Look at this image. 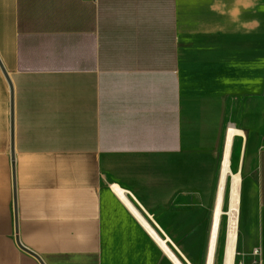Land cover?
Listing matches in <instances>:
<instances>
[{
  "label": "crops",
  "instance_id": "obj_1",
  "mask_svg": "<svg viewBox=\"0 0 264 264\" xmlns=\"http://www.w3.org/2000/svg\"><path fill=\"white\" fill-rule=\"evenodd\" d=\"M231 129L264 264V0H0V264H220Z\"/></svg>",
  "mask_w": 264,
  "mask_h": 264
},
{
  "label": "bare ground",
  "instance_id": "obj_2",
  "mask_svg": "<svg viewBox=\"0 0 264 264\" xmlns=\"http://www.w3.org/2000/svg\"><path fill=\"white\" fill-rule=\"evenodd\" d=\"M238 134L236 130L231 129L228 135V148L223 160L222 177L218 188L216 197V227L214 237H216L217 224L220 218L227 216V235L224 248V262L223 264H235L237 254L235 246L237 241L238 219H239V205H240V183L241 177L239 173H235L230 165V146L233 139ZM229 183V187H228ZM228 193V210L224 212V206L227 201ZM215 241V240H214Z\"/></svg>",
  "mask_w": 264,
  "mask_h": 264
},
{
  "label": "rangeland",
  "instance_id": "obj_3",
  "mask_svg": "<svg viewBox=\"0 0 264 264\" xmlns=\"http://www.w3.org/2000/svg\"><path fill=\"white\" fill-rule=\"evenodd\" d=\"M232 169L233 171L236 173L238 166H237V155H234V158L232 159ZM228 187H229V183H228ZM243 206H244V187H243V182H242V178H241V183H240V205H239V219H238V232H237V239L239 238V236L241 235V229H240V225H241V221H242V214H243ZM228 210V193H227V201L226 204L224 206V212H227ZM226 235H227V216H224L222 218V226H221V240H220V247H219V252H218V261L221 264V262L223 261V255H224V246L226 243ZM238 258V261L236 259V264H240L241 262V255ZM224 262V261H223Z\"/></svg>",
  "mask_w": 264,
  "mask_h": 264
},
{
  "label": "water",
  "instance_id": "obj_4",
  "mask_svg": "<svg viewBox=\"0 0 264 264\" xmlns=\"http://www.w3.org/2000/svg\"><path fill=\"white\" fill-rule=\"evenodd\" d=\"M7 77V76H6ZM9 84H10V88H11V94H12V100H11V114H12V139H13V134H14V127H13V121H14V99H13V87H12V83L10 82L9 78L7 77ZM11 155H12V166H13V174H15V153H14V144H13V140H12V151H11ZM16 200V199H15ZM15 216H16V231L18 233V221H17V207H16V201H15ZM17 244L18 246L23 249L24 251L36 256L34 253H32L30 250H28L27 248H25L19 238L17 237ZM37 257V256H36Z\"/></svg>",
  "mask_w": 264,
  "mask_h": 264
},
{
  "label": "built area",
  "instance_id": "obj_5",
  "mask_svg": "<svg viewBox=\"0 0 264 264\" xmlns=\"http://www.w3.org/2000/svg\"><path fill=\"white\" fill-rule=\"evenodd\" d=\"M254 256H255V258H254V260L252 261L251 264H261V261H260V258H259V253L256 252Z\"/></svg>",
  "mask_w": 264,
  "mask_h": 264
}]
</instances>
